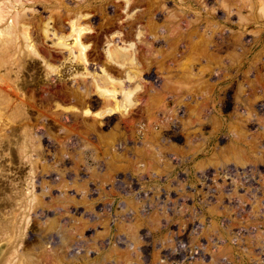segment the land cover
Returning <instances> with one entry per match:
<instances>
[{
	"label": "rangeland",
	"instance_id": "obj_1",
	"mask_svg": "<svg viewBox=\"0 0 264 264\" xmlns=\"http://www.w3.org/2000/svg\"><path fill=\"white\" fill-rule=\"evenodd\" d=\"M118 1L113 25H125V0ZM116 2L103 1V17L90 15L96 34L85 40L87 57L90 68L102 64L132 94L126 101L115 91L119 108L98 116L104 96L90 76L74 73L81 68L54 47L56 35L40 31L50 14L48 24L66 34L62 10L57 24L59 0H0L7 9L0 27L14 12L23 14L19 22L29 24L38 53L20 44L26 41L17 23L3 64L8 85L0 86L10 100L0 114V216L16 226L0 231V264H264V0H232L241 11L231 4L228 14L226 2L201 0L204 23L219 25L213 36L253 41L245 49L227 42L210 47L209 27L200 31L205 45L173 44L178 33L160 27L172 8L164 0L167 15L155 10L161 35L152 28V41L144 21H135L122 41L131 42L133 62L122 65L107 64L103 51L107 41L116 42L110 37L117 27L99 26ZM144 7L138 1L128 13ZM180 16L175 21L184 32ZM61 61L60 78L52 76L46 63ZM19 226L24 234L17 238ZM58 230L66 241L54 251ZM47 231L48 241L35 245Z\"/></svg>",
	"mask_w": 264,
	"mask_h": 264
},
{
	"label": "bare ground",
	"instance_id": "obj_2",
	"mask_svg": "<svg viewBox=\"0 0 264 264\" xmlns=\"http://www.w3.org/2000/svg\"><path fill=\"white\" fill-rule=\"evenodd\" d=\"M64 1H66V0H59V5H58V7H59L58 15L59 16H58V19H57V24L60 21L59 17L61 15L60 12L62 10V12H63L62 14L64 15V17H67V18H63V19H67V25L65 23V25L68 26V30H67V32H65L66 34L65 35L64 34H61V32L59 34H57L58 31L57 32L54 31L53 28L49 25L50 23L48 24V20L50 19V14H47V16L45 18L48 19V20L45 19L42 22L43 23L42 26H40V27H42V28H40L41 33L44 36H47L48 34H51V35L54 34V35H56L55 36V39L51 43L54 44V47L57 46V48H58L59 51L64 52V55H63V58L64 59H66L68 62H76L80 66L81 71L74 70V73H78V74H80V76L82 75L81 77H85V76L86 77L87 76H90L91 77V79L93 81V84L92 83L91 84L94 86V88H96L95 90L97 92L99 91V93L102 94L101 96H104V98L107 97V96L114 97V95H116L115 94V91H118V92L121 91L122 92V98H123V100L129 101L130 100V97L129 96H131L130 94H132L131 93L132 92V88L127 87L125 84H122V81L123 80L121 78L112 76V74L110 72H108L106 70V68L102 64L99 66L98 69L95 68L96 71L93 70L92 68H90V66H89V65H92V64H89V60H88V57H87V54H88L87 52H88V48L89 47L91 48V46H90V42L89 43L87 42L88 41L87 39H89L90 37H94L95 34H96V32L94 30V27H92V25L89 24V20H90V17H91L90 15L92 13L96 14V12H97L98 13V16L101 17L103 14H105V11H106L105 8L106 7H104V5H103V1L104 0H73L74 3H72L70 6L65 5L63 3ZM69 1L70 0H68V2ZM138 1L144 3L146 5V7H144L141 10H135V11H132L131 10L132 12L131 13H128L129 9L131 7H133V5L137 4ZM162 1H164V0H136V1H134V0H125L124 1V8H125V11L127 12V16L124 19L125 20L124 21L125 22V25L122 24V22H123L122 20L121 21H118L116 25H113L114 24V21L116 19L120 18L121 12H118V9H119V6H120V4L118 3L119 2L118 0H117L116 3H113L112 4L113 9H111V12L110 13L108 12L109 15H106L104 17L105 18V21L99 25L100 28L102 27L104 29H110V28L117 27V29H114L112 31V34L113 33L114 34L112 35V37H110L112 40H115L116 39V42H114V41H112V42H108L107 41L106 42L105 41L106 42V45H104L105 47L103 48L104 49L103 50L104 51V58H105V62L107 64H109L110 62H112V63L114 62L115 64H121L122 65V64H124L126 62H131L132 61L133 57H132V54L130 52V46H132L131 45V42L128 41L127 43H123L122 41L125 39L124 36L131 35V32L133 31V28H132L133 25L132 24L135 21H138V20L141 21V20H143L146 28L149 30L148 33L150 32V36L152 38V41L154 40L156 33L155 32H151V30L154 27H156L157 30H158L159 29V26H160L157 23V21H156L157 18H155V10L158 11V12H161L162 13L161 15L164 16V17L167 15V12H168V11L166 12L161 7L160 2H162ZM188 1L189 0H172V2H171L172 8L170 9V15H169L170 19L167 20L168 22L170 21V24H168V22H167V23H164L167 26H164L163 27L164 24H162L160 26V27H162V29H165V30L168 29V31H170V33H172L173 35L175 34V36L178 33V35L176 37H174L172 39V41H171L173 44H176V43L179 44V43H181V44H183V46L184 45L185 46L187 45V46L193 47V46L199 45L200 43H202L203 45H205L207 39H209L210 40V45H211L210 47H213V48H219L220 44H222L224 42L225 43L227 42V44L228 43H232V45L233 44H238L240 46V48L242 47V49L243 48L245 49V47H248L249 45H251L253 43V41L252 42H248V43H243L240 37L239 38L238 37H233L232 38L231 37L232 33H228L227 36H226V38L225 39H221V41H220L217 38V35L216 36H213L215 32L218 33V30H219L218 27H217L218 22L212 20V21H210V24L204 23L206 19L203 16H204V14L207 13L206 12V5L203 4L201 2V0L200 1L199 0H192L193 1V4H192L193 6H190V5L187 4ZM216 1H217L218 4H221V3H225L226 2L224 4V7L226 9V13L227 12L230 13L229 10L231 9V4L232 5H235L236 12H240L241 11L240 8L234 2H232V0L231 1L230 0H228V1H225V0H216ZM229 1H230V4H228ZM93 2H98V3L92 5L91 3H93ZM183 3H185V4H183ZM60 5H61V7H60ZM68 8H71V9H68ZM195 10H197L198 12H196ZM90 11H92V12H90ZM112 12H113V15L111 14ZM185 12L186 13L189 12L190 13V16H184V17L182 16L183 17L182 18L180 15L183 14V13H185ZM6 13H7L6 7H3L2 5H0V23H1L2 20H3V22L5 21V19H6L5 18ZM69 14H71V16H68ZM22 15L23 14H21V13H19L17 11L14 12L12 14V16L10 17L9 21L6 22L3 26L0 27V36H1V38H0V66H3V68L5 67V65H3V64L7 60L6 59V56H8V54H9V44L11 42L12 36L14 37L16 35L15 32H14V29H15V26H16L17 23H19L21 25V29H20L19 33L23 37V39H24L23 41H26L25 44L23 42H21L20 44L25 45L29 53H31V54H37L38 55L37 51L35 50V48L32 45V42L30 41L31 38H30V34H29V31H28V28H27L29 26V24H26L24 22H19V20L21 19ZM177 15H179L182 18V20L184 21V23L186 24V26H185L186 28L184 29L185 30L184 32H181L180 31L182 29V27H183V26L180 25L181 23L179 24L178 23L179 21H177V22L175 21V17ZM187 15H188V13H187ZM242 18H243L242 15H238V18H237V21L236 22H242V23L239 24V26H241V27L244 26V28H245V26H247L248 23L247 22H243ZM61 24H60V26H61L60 29L63 28V26ZM204 27H209L206 30L207 31L206 34H208L206 40H204L203 35L200 33V31ZM162 29L160 28L159 30H162ZM228 29H230V28H228ZM159 30H158V33L160 32ZM222 30H221V32H222ZM64 31H66V30H64ZM168 31H166V32H168ZM237 31L241 33L242 30L237 29ZM136 32H137L136 33L137 34V39L140 40L141 38L138 37V36H140L139 34H141L142 32H141V30L139 28L136 30ZM161 32H160V35H161ZM62 33H63V31H62ZM153 33H155V34H153ZM110 34H111V32H110ZM182 35H186V38L183 39V40L181 39V36ZM2 36H4V38H2ZM66 36L67 37L70 36L69 37V40H67ZM115 36H116V38H114ZM132 36H133V34H132ZM106 38L108 39L107 34H106ZM156 39H158L157 38V35H156ZM45 40H46V38H45ZM48 40H49V38H48ZM85 40H87V41L85 42ZM53 44H52V46H53ZM237 48H238V46H237ZM19 54H21V53H19ZM242 54H243V52H242ZM39 57H41V56H39ZM242 58H243V55H242ZM39 59H41V58H39ZM43 59H45V58H43ZM60 60H61V58H60ZM41 61L43 62L44 60H41ZM45 62H48V61L46 60ZM62 64L63 63L61 61V62H58L56 64L46 63V66H47V69L52 72L51 73L52 76H53V72H54V76L56 75L55 77L60 78L59 75L61 74V71L63 69L62 68ZM89 68L92 69V70H90ZM4 69L5 70L3 71V73L0 74V86H6V85H8V83L4 79V75L7 76V73L9 72V69H6V68H4ZM131 77H133L132 73H130V72L127 71L126 72V78L127 79H130ZM51 79H53V78H51ZM56 81H58V80H56ZM47 83L48 82H46V84ZM52 83H54V82H52ZM24 84H26V86H27L28 83L25 82ZM72 86H71V88H72ZM74 86H75V84H74ZM22 87H24V86H22ZM39 88H40V86H39ZM82 88H84V87H82ZM24 89H25V87H24ZM77 89H78V87H77ZM85 89H86V87H85ZM47 95H48V93H47ZM104 98L101 101L104 104L102 106L103 109L101 111L100 110L99 111L97 110V112H96V115L98 114V116H100V115L102 116L103 115V112H105V111L106 112H108L110 110H113L114 111V109L119 108V106L121 105V102L123 101L121 99H120L121 101L120 100H117L115 97L113 98L114 99L113 101L109 100V99H111L109 97L105 98L107 100H105ZM9 104H10V100H9V96H8V91L5 90L4 88L0 87V114H3V112H2L3 111V108H8L9 107ZM58 106H60V105H58ZM15 107H19L17 105V103H16V106ZM55 107H56V104H55ZM62 107L64 108V106H62ZM68 107L69 106H66L65 108L68 109ZM71 108L74 109V107H71ZM13 110H12L13 111L12 113H18L19 112V110H15V109H13ZM85 111H86V109H85ZM87 111H88V109H87ZM87 111H86V113H87ZM12 113H10V114L8 113V118H11L12 117L11 116ZM93 113H95V112L92 111V114ZM12 127H14V126H12ZM254 140H255V138H254ZM260 146H261V144H260ZM260 146H258V147H260ZM248 148H249V145H248ZM244 154H243V156H244ZM246 157H247V155H246ZM244 158H245V156H244ZM247 158H249V157H247ZM45 189H46V187H45ZM2 204H1V206H2ZM15 226H16V222H11L9 225H6L5 223L1 222V216H0V231H1V233L2 232H6L7 230H9L11 232V231H13V229H15ZM22 228L23 227L20 228V226H19L18 233H14V235H16L17 238L21 237L22 234H24ZM49 229H50V227H49ZM61 233H62L61 230H58V232L56 233L57 236H58V237L56 236L58 238V241L56 240L57 242H55V240H54V242H55L54 243V246H53V250L54 251L57 248L61 247L62 244H64V241H66V239H64L65 236L61 235ZM49 236H51V232L48 233V231L46 233H44L43 235L40 234L39 239L37 241V244L36 243H34V244L39 247V245L42 244L43 241H48V237ZM35 245H33L34 248H35ZM22 252H24V251H22ZM27 253H29V251H27ZM87 253H88V250H87ZM32 255H35V254L32 252ZM30 257H33V256H30ZM21 260H20V262H21ZM17 261H19V260H17ZM22 262L25 263L26 262V258L23 259ZM56 263H57V261H56ZM91 264H92V262H91Z\"/></svg>",
	"mask_w": 264,
	"mask_h": 264
},
{
	"label": "built area",
	"instance_id": "obj_3",
	"mask_svg": "<svg viewBox=\"0 0 264 264\" xmlns=\"http://www.w3.org/2000/svg\"><path fill=\"white\" fill-rule=\"evenodd\" d=\"M192 256H193V255H192ZM192 256H191V257H192Z\"/></svg>",
	"mask_w": 264,
	"mask_h": 264
}]
</instances>
